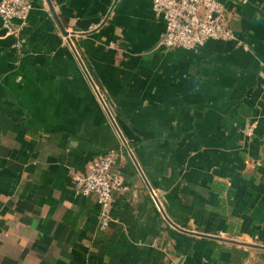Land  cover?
Listing matches in <instances>:
<instances>
[{
	"label": "crops",
	"instance_id": "crops-1",
	"mask_svg": "<svg viewBox=\"0 0 264 264\" xmlns=\"http://www.w3.org/2000/svg\"><path fill=\"white\" fill-rule=\"evenodd\" d=\"M218 1L237 41L163 48L152 0H32L0 36V264H264V0ZM113 149L102 230L72 176Z\"/></svg>",
	"mask_w": 264,
	"mask_h": 264
},
{
	"label": "built area",
	"instance_id": "built-area-1",
	"mask_svg": "<svg viewBox=\"0 0 264 264\" xmlns=\"http://www.w3.org/2000/svg\"><path fill=\"white\" fill-rule=\"evenodd\" d=\"M31 9L32 0H0V19L10 29L15 21L23 24ZM152 10L165 22V35L159 43L163 48L192 50L209 41L234 42L238 39L228 24L227 5L218 0H152ZM12 32L17 34V29ZM66 38L69 40V35ZM254 127L255 124L249 127L248 135H252ZM120 153L113 149L99 155L91 162L87 173L72 176L75 194L93 198L99 205L102 230L112 221L114 194L126 190L118 168Z\"/></svg>",
	"mask_w": 264,
	"mask_h": 264
},
{
	"label": "water",
	"instance_id": "water-1",
	"mask_svg": "<svg viewBox=\"0 0 264 264\" xmlns=\"http://www.w3.org/2000/svg\"><path fill=\"white\" fill-rule=\"evenodd\" d=\"M63 31L65 32V35H67L65 29L62 27ZM8 32V27L3 28V30L0 31V36H3Z\"/></svg>",
	"mask_w": 264,
	"mask_h": 264
}]
</instances>
